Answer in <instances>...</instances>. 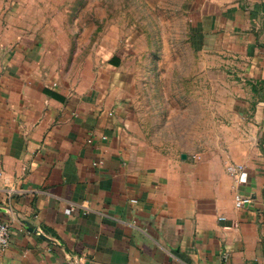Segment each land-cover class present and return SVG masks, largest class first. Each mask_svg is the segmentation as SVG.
Wrapping results in <instances>:
<instances>
[{
	"label": "crops",
	"instance_id": "crops-1",
	"mask_svg": "<svg viewBox=\"0 0 264 264\" xmlns=\"http://www.w3.org/2000/svg\"><path fill=\"white\" fill-rule=\"evenodd\" d=\"M30 16L0 0V264H264V0H199L189 73L71 55Z\"/></svg>",
	"mask_w": 264,
	"mask_h": 264
},
{
	"label": "rangeland",
	"instance_id": "rangeland-1",
	"mask_svg": "<svg viewBox=\"0 0 264 264\" xmlns=\"http://www.w3.org/2000/svg\"><path fill=\"white\" fill-rule=\"evenodd\" d=\"M21 1L32 20L55 30L49 36L71 55L79 51L93 57L116 50L125 54L130 52L126 47L138 43L143 49L153 48L156 59L165 58V67H176L171 59L184 57L185 71L194 70L189 64L194 54L188 47L187 30L190 13L199 0Z\"/></svg>",
	"mask_w": 264,
	"mask_h": 264
},
{
	"label": "built area",
	"instance_id": "built-area-1",
	"mask_svg": "<svg viewBox=\"0 0 264 264\" xmlns=\"http://www.w3.org/2000/svg\"><path fill=\"white\" fill-rule=\"evenodd\" d=\"M227 173L236 180L238 184H242L244 181V174L246 172V167L244 164L230 161L225 165ZM235 206L241 208L250 199L247 195L242 194L240 191H236L234 194ZM224 217L221 216V219ZM11 240V229L10 226L0 219V260L3 258Z\"/></svg>",
	"mask_w": 264,
	"mask_h": 264
},
{
	"label": "water",
	"instance_id": "water-1",
	"mask_svg": "<svg viewBox=\"0 0 264 264\" xmlns=\"http://www.w3.org/2000/svg\"><path fill=\"white\" fill-rule=\"evenodd\" d=\"M28 228H30L31 231L38 233L40 236H42L44 239L50 241V242H54L56 244H58L60 247H62L68 255H72V253L69 251L68 248H66L65 244H63V242H61L60 240H56L53 238H49L48 236L44 235L41 231H39V228L36 226L31 225L29 222H26Z\"/></svg>",
	"mask_w": 264,
	"mask_h": 264
}]
</instances>
